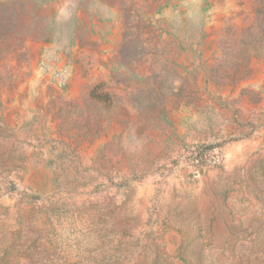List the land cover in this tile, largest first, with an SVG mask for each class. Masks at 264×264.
Segmentation results:
<instances>
[{
	"label": "rangeland",
	"instance_id": "rangeland-1",
	"mask_svg": "<svg viewBox=\"0 0 264 264\" xmlns=\"http://www.w3.org/2000/svg\"><path fill=\"white\" fill-rule=\"evenodd\" d=\"M0 264H264V0H0Z\"/></svg>",
	"mask_w": 264,
	"mask_h": 264
}]
</instances>
